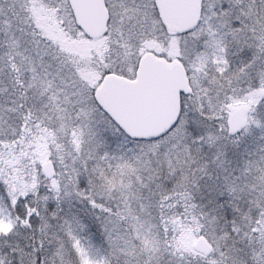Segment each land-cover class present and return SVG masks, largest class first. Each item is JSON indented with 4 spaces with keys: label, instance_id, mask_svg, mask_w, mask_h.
<instances>
[{
    "label": "snow or ice",
    "instance_id": "snow-or-ice-1",
    "mask_svg": "<svg viewBox=\"0 0 264 264\" xmlns=\"http://www.w3.org/2000/svg\"><path fill=\"white\" fill-rule=\"evenodd\" d=\"M0 264H264V0H0Z\"/></svg>",
    "mask_w": 264,
    "mask_h": 264
}]
</instances>
